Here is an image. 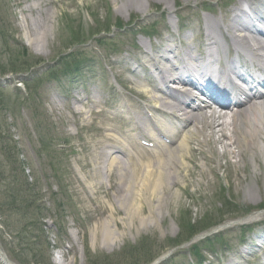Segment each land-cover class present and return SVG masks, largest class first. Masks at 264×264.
Wrapping results in <instances>:
<instances>
[{"label":"rangeland","instance_id":"374dc122","mask_svg":"<svg viewBox=\"0 0 264 264\" xmlns=\"http://www.w3.org/2000/svg\"><path fill=\"white\" fill-rule=\"evenodd\" d=\"M166 1L168 6L152 3L143 15L137 11L146 0H0V264H197L196 256L205 264H264V210L258 211L264 205V154L252 156L250 146L242 150L240 144L238 162L219 146L202 144L200 154L185 152V170L169 174L164 184L170 190L149 193L145 184L136 190L144 170L140 164H155V159L121 164L127 173L109 167L107 178L103 156L90 151L91 127L73 126L68 115L49 105L53 95L67 92L66 81L25 73L40 62L57 65L55 59L74 50L84 33L100 28L98 21L109 16L112 25L117 18L128 23V17L148 23L164 10L173 18L175 1ZM223 2L177 0L175 6L180 5L181 22L203 29L206 21L221 19L216 7ZM166 24H171L168 18ZM37 30L48 37L37 38ZM68 30L75 36L66 37ZM136 37L132 31L118 35L114 56L95 43L85 47L92 64L97 62L84 77L90 89L103 96L116 63L123 71L138 55L127 45L143 47ZM12 41L30 46L10 50ZM56 67L50 71L55 78L67 74L62 64ZM102 106L108 121L112 114ZM88 108L82 109L85 120ZM200 139L195 135L188 141ZM173 147L164 154L172 161L180 154ZM219 224L224 227L214 230ZM241 226L251 230L243 233ZM200 233L208 235L196 242Z\"/></svg>","mask_w":264,"mask_h":264},{"label":"bare ground","instance_id":"6f19581e","mask_svg":"<svg viewBox=\"0 0 264 264\" xmlns=\"http://www.w3.org/2000/svg\"><path fill=\"white\" fill-rule=\"evenodd\" d=\"M255 1H258V0L237 1L236 3H238V6L235 9L231 8L232 9L231 13H232L233 18H235L240 12L243 11L242 6H245L246 9L250 10L251 8L248 7V5ZM31 10L38 11V8L33 7ZM249 18L252 19L253 15L250 14ZM230 28L235 30V34L232 36V40L235 39L237 43H239V40H242L245 43L252 42L253 45L251 47L256 52V54L258 55L264 54V40L262 39L264 38V34H260L262 33L261 30L258 31L259 33L255 32L257 35H259V36H256L254 32L246 26L237 28L234 24H232L230 25ZM241 32H245V33L241 34ZM36 33H37V36H36L37 38H43V37L47 38L48 37V35H46L45 32H40L37 30ZM29 41L30 40L27 39V42ZM30 44L34 45V43L32 42ZM170 44H172V40ZM164 47H166L167 49L168 48L167 44H165ZM169 50L170 49L166 51H169ZM206 54L208 56H213L215 55V51L211 50L209 45H207ZM154 55H157V52ZM185 58L186 60H190L186 63L198 61L197 57L194 56L190 51L186 53ZM168 67L170 66H167L166 69ZM172 69H173V66L171 67V73H174V74H176L175 72L179 70V68L177 67L175 71H173ZM156 78H157V81H159L160 85L163 87L164 91L166 92L167 99H169L170 97L174 98L170 88L167 87L165 84H163V82L165 81L167 83H170L169 79H165L166 76H164V73L159 72L158 74H156ZM145 82L150 83L152 81L148 79ZM187 93L188 92H185L184 95H186ZM154 102L155 104L159 103L160 109L163 111V113L165 112V109H167L168 112L172 115H174L176 112L182 111V107L180 105L177 106V105L170 104L166 100H162L160 102L158 99H155ZM241 116H242V119H241ZM237 122L239 123L236 124ZM194 126L197 129L196 131L197 135H200L201 139L196 141L193 144L192 142L186 141L185 144H181L178 146L177 149L180 150L179 152L180 154H175L177 155L176 160L181 158L182 161L178 163L176 162V160L174 161L170 160L169 154L165 158L164 156H162L165 153L162 154L161 156L158 153L157 154L154 153L155 164L153 163L152 164L148 163L146 165L140 164L144 170L140 172L141 180L138 182V189L136 190H139L143 184H145V187H146L145 190H148L149 193H154L156 190H161L160 187L164 188L165 190H170L172 187H170L168 183L167 185L164 184L166 179L170 176L169 174H172L173 172L174 173L173 177H175L176 172L179 173L178 171L179 169L183 168V170H185L186 167H185V164L183 163V161L185 160V152L189 150L194 154H199L202 143L204 145H207L208 142H212L213 143L212 147L219 146L221 150H223L222 154H225V155H234V153H236V156L238 157V162H240V155H242L241 150H239L240 144L242 145V148H243L242 150L247 149L245 136H248L252 140L251 146L254 148L253 151L257 152V157L258 155L262 157L264 154V101L250 104L246 108L237 111L236 113L232 115V118L230 121L224 120L223 114H221V116L219 115L216 118L215 117L212 118L211 115L207 116L204 113L196 114V120H195ZM240 128L243 130L241 131ZM216 129L217 131H215ZM227 129L229 130V132L225 133V130ZM207 131L209 132L207 133ZM237 131L240 133L239 135L240 137L238 138H237ZM187 139H188V135L186 136L184 140H187ZM223 139H228L230 141L225 142L223 141ZM105 141L113 145L117 144V142H115L111 137H108V136L105 137ZM230 145L235 146L237 151L233 147L232 149L228 148V146ZM94 149L99 150L98 156H103L104 158H107V159H108V153L112 151L120 152V150L117 147H110L108 145L104 146L102 142L96 143L94 145ZM234 163H237V162L235 161ZM121 164H122L121 160L112 159L110 161L109 166L110 167L114 166L116 167L119 173H124L126 171L121 167ZM169 181H173V178ZM192 184L193 183H191L190 186ZM176 186H179V185L176 184ZM198 186L200 187V184H198Z\"/></svg>","mask_w":264,"mask_h":264}]
</instances>
